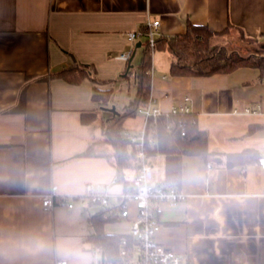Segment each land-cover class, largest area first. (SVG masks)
I'll list each match as a JSON object with an SVG mask.
<instances>
[{
    "label": "crops",
    "instance_id": "crops-1",
    "mask_svg": "<svg viewBox=\"0 0 264 264\" xmlns=\"http://www.w3.org/2000/svg\"><path fill=\"white\" fill-rule=\"evenodd\" d=\"M156 21L158 37L184 35L189 22L213 32L233 25L254 40L251 52L264 55V0H0V264H98L100 253L88 239L99 214L110 219L106 234H130L137 209L131 203L124 218L120 207L135 172L127 171V184L117 179L103 128L113 113L93 94L96 87L113 89L109 105L127 114L138 86L134 74L126 77L130 60L120 57L135 53L137 68L142 47L136 46L145 41L134 46L129 34ZM229 38L216 36L213 43ZM172 61L167 50L154 53L152 98L180 105L188 97L210 152L261 157L264 71L171 77ZM80 65H91L99 82L71 84L59 76ZM21 103L23 110L12 111ZM84 113H95L96 121L85 124ZM259 159L228 167L220 156L211 162L186 157L185 200L162 205L159 242L184 255L185 264H264ZM152 162L155 183L162 182L165 158ZM54 187L73 208L57 203L45 209L43 199ZM91 195L107 196L109 205L91 202Z\"/></svg>",
    "mask_w": 264,
    "mask_h": 264
},
{
    "label": "trees",
    "instance_id": "trees-1",
    "mask_svg": "<svg viewBox=\"0 0 264 264\" xmlns=\"http://www.w3.org/2000/svg\"><path fill=\"white\" fill-rule=\"evenodd\" d=\"M228 35L249 40L245 33L233 25L221 32H213L205 25L188 23L187 33L176 36H160L156 38L154 49L150 47L147 37L142 44V57L137 68L128 69L126 77L134 74L138 86V94L133 107L127 114L113 113L104 124V135L113 146V157L118 169L117 179L129 183L127 171L135 172L136 148L127 138L124 120L127 116L137 115L141 104L148 103L152 97V70L153 56L157 51L167 50L172 56L171 77H204L214 74H227L243 67L260 68L264 71V55L260 52H249L242 55L239 51L227 46H216L213 39L216 36ZM59 76L71 84H80L83 80L91 78L99 82L91 65H80L59 73ZM124 77V75H123ZM113 97V89L96 87L93 100L101 106H108ZM24 109L23 103L12 111ZM97 119L95 113H84L82 120L85 124L94 123ZM150 128L154 132L156 143L147 147L146 152L150 158L163 156L165 158L164 182L171 183L180 191L183 179L184 159L188 156H201L208 162L220 156L225 166L246 165L259 159V154L247 151L242 154L229 155L210 152L207 135L200 130L197 116L190 112L187 114L158 117L152 120ZM110 219L103 214L94 216L91 222L95 228V235L88 239L93 251H99L98 264H123L125 258L121 255L123 239L135 243L130 235L116 236L105 233V225Z\"/></svg>",
    "mask_w": 264,
    "mask_h": 264
},
{
    "label": "built area",
    "instance_id": "built-area-1",
    "mask_svg": "<svg viewBox=\"0 0 264 264\" xmlns=\"http://www.w3.org/2000/svg\"><path fill=\"white\" fill-rule=\"evenodd\" d=\"M159 21L149 23L147 29L135 31L129 34V41L135 46L143 37L148 38V43L154 49ZM132 52L121 55V59L129 61ZM190 99L185 98L183 104H163L151 97L148 103L141 104L137 114L144 119L143 128L139 132L127 131V138L136 148V170L132 180V186L122 194L120 213L124 218L129 217L130 204L137 209V219L131 227L130 236L135 243L123 239L121 255L125 258L123 264H185V257L165 246L158 240L161 229L160 215L163 212V204L175 206L185 200V196L177 187L167 182L155 183V170L152 158L146 152L147 147H153L156 143L153 130L150 128L152 120L158 117L187 114L192 112L189 106ZM247 112L256 113L251 108ZM259 165L264 172V154L259 159ZM209 166H212L209 164ZM91 202L99 203L105 207L109 205L107 196L91 195ZM62 204L69 208L74 205L69 203L66 197L58 198L56 188L43 199L45 209L51 210L56 205ZM54 264H68L67 261H56Z\"/></svg>",
    "mask_w": 264,
    "mask_h": 264
},
{
    "label": "rangeland",
    "instance_id": "rangeland-1",
    "mask_svg": "<svg viewBox=\"0 0 264 264\" xmlns=\"http://www.w3.org/2000/svg\"><path fill=\"white\" fill-rule=\"evenodd\" d=\"M215 45L216 46H227L230 49L239 51L242 55H247L249 52L253 51V48H256L255 44L249 42V40H242L241 38H238V37L229 38L227 43H225V45H221V44H215ZM257 47L259 48V46ZM114 107L116 108V106L114 105H108V106L102 105L101 106V108H104V109H112ZM116 112L119 113L117 108H116ZM105 119H108V116H106ZM124 126L126 128V131L124 132L125 134H127V129L131 130L130 132L135 133L134 130L136 129L141 130L143 128V119L138 114L127 116L124 120Z\"/></svg>",
    "mask_w": 264,
    "mask_h": 264
},
{
    "label": "water",
    "instance_id": "water-1",
    "mask_svg": "<svg viewBox=\"0 0 264 264\" xmlns=\"http://www.w3.org/2000/svg\"><path fill=\"white\" fill-rule=\"evenodd\" d=\"M141 47H142V43H141V42L137 43L136 48L138 49V48H141ZM134 56H135V53L133 54V56L131 57V59H130V61H129V69H131V68L133 67V65H132V61H133V59H134ZM108 110L111 111L112 113L117 114L115 108L108 109Z\"/></svg>",
    "mask_w": 264,
    "mask_h": 264
}]
</instances>
